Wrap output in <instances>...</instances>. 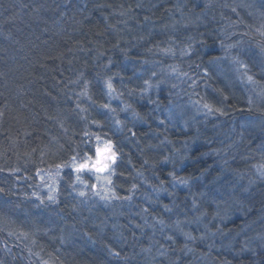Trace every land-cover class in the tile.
Segmentation results:
<instances>
[{"label": "trees", "instance_id": "obj_1", "mask_svg": "<svg viewBox=\"0 0 264 264\" xmlns=\"http://www.w3.org/2000/svg\"><path fill=\"white\" fill-rule=\"evenodd\" d=\"M217 1L0 0V264H264V106L219 57L240 16ZM98 137L111 198L75 190Z\"/></svg>", "mask_w": 264, "mask_h": 264}, {"label": "rangeland", "instance_id": "obj_2", "mask_svg": "<svg viewBox=\"0 0 264 264\" xmlns=\"http://www.w3.org/2000/svg\"><path fill=\"white\" fill-rule=\"evenodd\" d=\"M231 1L235 3L239 0ZM216 3L222 4L215 0V5ZM233 3L230 6L231 9L227 7L230 9L227 11H233L240 17H237V23L229 24V26L226 24L228 28L224 31L228 30L229 33L221 36V42L216 43V46L219 49L221 61L226 62L232 69L234 68L233 71L236 73V77L243 78L248 88H250L252 104L261 107L264 106V13L260 17L259 13L253 11L251 0H243L244 4ZM258 4L264 6V0H259ZM238 6L242 11H245L246 16L251 18L250 21L244 19L241 13L235 11ZM183 54H185L184 50ZM189 83L191 85L188 78ZM191 88L195 87L191 85ZM196 98H187L180 104L181 112L185 116L191 115L196 120L203 115L210 116L214 114L203 98ZM110 99L116 101L118 98L113 94ZM262 120L264 121V119ZM94 146L93 155L82 160L77 159L71 164L72 170L76 174L74 179L75 190L77 192L89 190L92 194H96L101 198H111V178L116 152L111 142L100 137L95 139ZM257 171L263 175V165L258 166ZM39 176L42 188L40 196L45 200H51L55 196L59 183L64 178L62 171H46Z\"/></svg>", "mask_w": 264, "mask_h": 264}]
</instances>
